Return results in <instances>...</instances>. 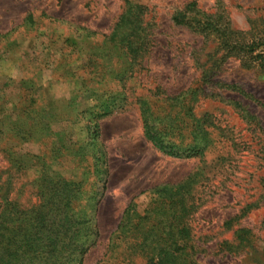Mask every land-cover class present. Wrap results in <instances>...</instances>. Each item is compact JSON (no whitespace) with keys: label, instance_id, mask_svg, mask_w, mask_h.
I'll use <instances>...</instances> for the list:
<instances>
[{"label":"rangeland","instance_id":"rangeland-1","mask_svg":"<svg viewBox=\"0 0 264 264\" xmlns=\"http://www.w3.org/2000/svg\"><path fill=\"white\" fill-rule=\"evenodd\" d=\"M191 2L233 32L263 29L264 0H0V139L10 136L14 115L27 105L21 95L32 97L34 107L44 101L46 117L59 112L69 120L52 126L59 144L45 173L68 179L86 172L84 191L96 183L103 194L99 237L83 264L101 259L130 202L141 215L152 201L176 197L193 204L186 222L205 250L196 264H264V66H244L213 38L174 26L172 15ZM124 13L138 17L134 26L147 38L137 55L130 50L136 47L103 38ZM203 82L208 96L200 94L193 106L198 157L155 150L143 137L138 98L176 105L180 92ZM114 91L125 101L98 120L96 134L73 120L109 111L105 104L114 101L106 96ZM7 168L0 154V180ZM254 202L257 208L241 213ZM228 220H237L231 230L223 227ZM234 228L251 230L254 241L229 255L218 244L231 242Z\"/></svg>","mask_w":264,"mask_h":264},{"label":"trees","instance_id":"trees-1","mask_svg":"<svg viewBox=\"0 0 264 264\" xmlns=\"http://www.w3.org/2000/svg\"><path fill=\"white\" fill-rule=\"evenodd\" d=\"M171 22L206 39L213 38L226 56L240 59L244 66L255 63L264 66V26L262 30L233 32L221 23L218 15L206 13L195 2L174 13ZM138 23L137 16L124 13L103 38L115 45L136 47L130 50L137 55L147 43V38L134 26ZM204 84L180 92L182 100L176 105L168 104V99L138 98L143 137L155 150L176 159L198 157L193 134L199 119L193 106L201 101L200 94L208 96ZM222 90L240 94L234 86ZM106 97L107 103L114 101L105 104L109 111L96 112L90 119L80 114L81 118L73 120L83 121L84 127L96 134L98 120L125 101L117 91ZM21 100L27 105L14 115L10 136L0 139V143L4 139L0 154L8 166L6 178L0 180V264H83L99 237L95 216L103 194L96 191V183L90 186L93 191H84L86 172L68 179H55L45 173L48 164L55 160L59 144L52 126L69 120L59 112L46 117L44 101L34 107L32 97L21 95ZM173 138L179 140L174 143ZM31 146H36V150ZM92 166L95 176L98 175L97 163ZM32 171L34 175L22 179ZM175 199L168 204L152 201L141 215L130 202L95 264H196L205 250L186 222L193 204L187 206ZM252 208H257L255 202L241 213ZM235 221L228 220L223 227L231 230ZM261 226L264 228V216ZM232 234L231 242L218 244L229 255L245 251L254 241L252 231L246 228H234Z\"/></svg>","mask_w":264,"mask_h":264}]
</instances>
